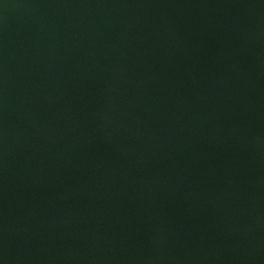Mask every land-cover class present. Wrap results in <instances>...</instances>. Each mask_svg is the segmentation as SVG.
Returning a JSON list of instances; mask_svg holds the SVG:
<instances>
[{
    "label": "water",
    "instance_id": "95a60500",
    "mask_svg": "<svg viewBox=\"0 0 264 264\" xmlns=\"http://www.w3.org/2000/svg\"><path fill=\"white\" fill-rule=\"evenodd\" d=\"M0 264H264V0H0Z\"/></svg>",
    "mask_w": 264,
    "mask_h": 264
}]
</instances>
